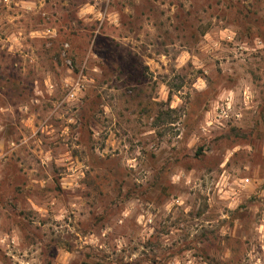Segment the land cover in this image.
<instances>
[{
    "label": "rangeland",
    "instance_id": "1",
    "mask_svg": "<svg viewBox=\"0 0 264 264\" xmlns=\"http://www.w3.org/2000/svg\"><path fill=\"white\" fill-rule=\"evenodd\" d=\"M83 262L264 264V0H0V264Z\"/></svg>",
    "mask_w": 264,
    "mask_h": 264
},
{
    "label": "built area",
    "instance_id": "2",
    "mask_svg": "<svg viewBox=\"0 0 264 264\" xmlns=\"http://www.w3.org/2000/svg\"><path fill=\"white\" fill-rule=\"evenodd\" d=\"M73 93H75V92H74V91H71V95H72ZM243 181H244V182H248V178H247V177L244 178Z\"/></svg>",
    "mask_w": 264,
    "mask_h": 264
},
{
    "label": "trees",
    "instance_id": "3",
    "mask_svg": "<svg viewBox=\"0 0 264 264\" xmlns=\"http://www.w3.org/2000/svg\"><path fill=\"white\" fill-rule=\"evenodd\" d=\"M81 264H91V263H88V262H83V263H81Z\"/></svg>",
    "mask_w": 264,
    "mask_h": 264
}]
</instances>
